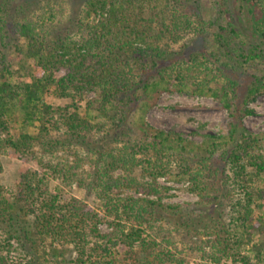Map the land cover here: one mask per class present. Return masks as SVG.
Instances as JSON below:
<instances>
[{
  "label": "trees",
  "instance_id": "obj_1",
  "mask_svg": "<svg viewBox=\"0 0 264 264\" xmlns=\"http://www.w3.org/2000/svg\"><path fill=\"white\" fill-rule=\"evenodd\" d=\"M203 2L86 0L78 23L96 22L48 43L51 6L29 18L25 0H0V155L39 165L11 196L0 185V264H264V137L240 116L264 94V0H214L209 17ZM187 37L204 49L174 48ZM165 91L217 99L227 134L196 145L150 125ZM160 177L187 181L197 210L164 202Z\"/></svg>",
  "mask_w": 264,
  "mask_h": 264
},
{
  "label": "rangeland",
  "instance_id": "obj_2",
  "mask_svg": "<svg viewBox=\"0 0 264 264\" xmlns=\"http://www.w3.org/2000/svg\"><path fill=\"white\" fill-rule=\"evenodd\" d=\"M230 6L234 3L233 0H229ZM86 0H25L24 8L25 14L29 18H36L41 16V12L49 14L50 6L54 9L55 18L52 23L44 26V30L49 33L48 43L51 39L60 35L66 37L68 34L71 36H78L82 28H85L86 22L92 24L96 20L94 16L86 19L81 24L78 23V18H82V12ZM215 5L214 0H204L203 5L208 9L207 17L217 16L216 9L211 8V5ZM19 5V4H17ZM194 6V5H193ZM44 7V8H43ZM197 6H194L196 8ZM41 18V17H40ZM42 19V18H41ZM41 22V21H40ZM45 34V33H44ZM68 37V38H69ZM47 43V46H48ZM184 46V53L189 54L196 49H204V40L202 38L190 40L187 37L184 41H179L174 48ZM30 63L33 64L34 60L30 59ZM18 65H15L17 68ZM263 68L264 66H260ZM65 72V70L61 71ZM240 81L244 83L250 82L251 78L248 73L237 74ZM95 96V92L84 93V100ZM85 101L82 102L85 105ZM58 103V102H57ZM60 103V102H59ZM150 106L147 112L144 114L145 120L154 127H158L164 130H172L181 134L186 140L194 142L196 145L203 144L206 134H227L229 128V121L231 120L230 112L222 106V104L211 96H198L189 93H181L178 91L162 92L158 98L150 102ZM249 108L254 110V113L242 115V122L244 127L252 134H256L264 137V94L258 96L255 100L251 101L248 105ZM142 112H137L131 119V123L138 119ZM13 133V132H12ZM104 134V133H103ZM102 144V142L100 143ZM12 150L8 149L0 155L3 170L0 173V185L4 186L8 196H11L12 191L18 182L20 175L27 169H39L37 160L28 156H16L12 155ZM84 169L88 172H94L93 164H86ZM118 173H120L118 171ZM159 183L162 186L169 189L163 192V201L173 204H182L187 210L196 211V203L198 196L189 189V183L181 180V178L160 177ZM57 182L52 181L51 187L55 189ZM85 191L79 189L75 185L70 193L77 195L79 198L87 202L90 207L96 206L97 200L89 195L85 196ZM69 193V194H70ZM68 194V193H67ZM122 195H134L138 194L132 190H125ZM264 212V207L260 210V213ZM101 228L108 231L109 228L106 224H102ZM179 248L182 252L177 255L183 256L190 262H195L192 256L194 252L189 248L190 245L186 243H179ZM175 264V263H167Z\"/></svg>",
  "mask_w": 264,
  "mask_h": 264
}]
</instances>
